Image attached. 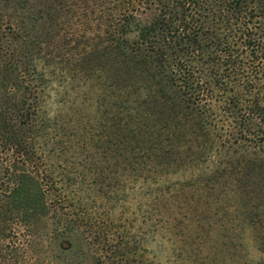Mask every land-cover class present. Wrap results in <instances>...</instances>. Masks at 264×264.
I'll list each match as a JSON object with an SVG mask.
<instances>
[{"label": "trees", "instance_id": "trees-1", "mask_svg": "<svg viewBox=\"0 0 264 264\" xmlns=\"http://www.w3.org/2000/svg\"><path fill=\"white\" fill-rule=\"evenodd\" d=\"M64 1L0 0V230L9 215L31 228L44 206L38 177L16 158L34 148L41 70ZM80 4L85 13L98 7L103 34L77 60L126 104L125 126L111 127L115 148L125 149L117 155L134 174L142 164L163 176L210 162L203 180L216 198L220 187L232 192L264 251V0Z\"/></svg>", "mask_w": 264, "mask_h": 264}, {"label": "rangeland", "instance_id": "rangeland-1", "mask_svg": "<svg viewBox=\"0 0 264 264\" xmlns=\"http://www.w3.org/2000/svg\"><path fill=\"white\" fill-rule=\"evenodd\" d=\"M80 5L67 0L59 11L53 50L46 47L49 59L38 68L45 84L34 148L16 158L38 177L44 206L31 228L7 216L0 264H264L232 192L220 187L216 198L203 180L210 162L154 176L143 164L134 174L117 155L125 149L115 148L111 127L125 126L126 104L77 60L85 41L103 34L98 7L88 14Z\"/></svg>", "mask_w": 264, "mask_h": 264}]
</instances>
